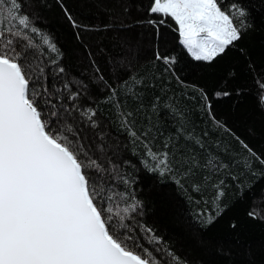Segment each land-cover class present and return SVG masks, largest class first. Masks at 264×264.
Segmentation results:
<instances>
[{"label": "snow or ice", "instance_id": "1", "mask_svg": "<svg viewBox=\"0 0 264 264\" xmlns=\"http://www.w3.org/2000/svg\"><path fill=\"white\" fill-rule=\"evenodd\" d=\"M56 2L71 26L79 29L78 41L81 33L93 31L126 35L117 37L118 55L100 50L107 56V72L92 46L81 42L89 69L70 77L62 65L63 53L37 26L38 14L25 11L26 6L35 7L32 0H0V264H188L142 219L144 202L128 191L134 181L121 176L120 164L114 162L120 146L113 147L110 134L100 130L96 93H108L104 102L117 108L121 95L125 100L139 98L136 89L143 86V79L131 71L140 51L131 34L135 26L151 25L158 40L170 17L187 53L196 61H212L251 27L249 8L239 2L222 7L225 0H150L147 20L110 19L95 27L78 23L62 0ZM260 8L264 10V0ZM129 11L123 5L124 14ZM53 53L56 56L49 59ZM154 55L166 72L175 74L177 57L162 54L158 46ZM260 87L264 89V84ZM207 108L217 127L231 133L211 115L210 104ZM130 115L121 112L125 124ZM130 135L136 137L135 131ZM235 139L243 154L233 155L221 144L209 149L203 138H189L186 143L204 153L203 164L193 153V166L212 175L235 167L255 177L254 165L264 166V155ZM169 155L148 148L145 170L160 176L176 172L179 165ZM226 156L231 158L225 160ZM193 174L189 167L184 176ZM192 188L200 191L201 185L194 182ZM117 196L123 206L114 203ZM218 196H223L222 189ZM174 212L183 219L180 206ZM219 214L209 211L204 226ZM248 215L257 218L254 211Z\"/></svg>", "mask_w": 264, "mask_h": 264}, {"label": "trees", "instance_id": "2", "mask_svg": "<svg viewBox=\"0 0 264 264\" xmlns=\"http://www.w3.org/2000/svg\"><path fill=\"white\" fill-rule=\"evenodd\" d=\"M233 2L249 8L251 27L223 54L212 61L194 60L179 43L178 26L170 17L167 25L161 26L158 40L151 25H137L131 34L139 44V59L131 71L143 79V86L136 89L139 98L125 100L121 95V106L117 108L104 102L108 93H96L100 130L110 134L113 147L120 146V156L114 162L120 164L121 176L134 181L128 191L144 202L142 219L188 264H264V219H261L264 176L260 175L264 166L254 165L255 177L235 167L212 175L193 166V153L201 164L204 153L194 144L186 143L189 138H203L206 148L214 149L215 144H221L233 155H240L243 153L235 139L238 137L254 152L264 155V89L260 87L264 84L262 0H225L222 7ZM32 3L35 7L26 6L25 11L38 14L37 26L51 36L63 53L62 65L70 77L89 69L81 42L92 46V51L101 57L100 66L107 72V56H101L100 50L118 55L117 37L126 33L93 31L81 33L82 41H78L79 29L71 26L56 0H32ZM62 3L78 23L95 27L109 23L110 19L131 23L150 18L147 12L150 0H62ZM125 4L130 9L127 15L123 12ZM157 46L162 54L177 57L175 74L166 72L165 65L155 60ZM55 56L53 53L48 58ZM223 92L229 94L216 95ZM208 104L211 115L231 133L217 127L209 115ZM121 112L131 113L127 124ZM131 131H135L136 137L130 135ZM205 132L207 137L203 136ZM165 144L169 145L167 149ZM148 148L156 154L169 152V160L179 165L176 172L160 176L146 171L143 161ZM123 160L131 164H124ZM189 167L194 174L185 178ZM194 182L201 185L200 191H193ZM116 184L120 185V181ZM221 189L223 196L219 197ZM114 203L123 206L118 196ZM177 205L183 209L182 220L176 218ZM209 211L220 214L214 215L213 222L205 227ZM250 211L257 213L256 219L248 215Z\"/></svg>", "mask_w": 264, "mask_h": 264}]
</instances>
